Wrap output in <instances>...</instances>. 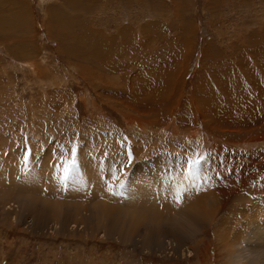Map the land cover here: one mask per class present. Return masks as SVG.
<instances>
[{
    "label": "rangeland",
    "instance_id": "obj_1",
    "mask_svg": "<svg viewBox=\"0 0 264 264\" xmlns=\"http://www.w3.org/2000/svg\"><path fill=\"white\" fill-rule=\"evenodd\" d=\"M240 244L264 252V0H0V264Z\"/></svg>",
    "mask_w": 264,
    "mask_h": 264
},
{
    "label": "clouds",
    "instance_id": "obj_2",
    "mask_svg": "<svg viewBox=\"0 0 264 264\" xmlns=\"http://www.w3.org/2000/svg\"><path fill=\"white\" fill-rule=\"evenodd\" d=\"M227 264H264V252H252L240 244L234 254L228 257Z\"/></svg>",
    "mask_w": 264,
    "mask_h": 264
},
{
    "label": "snow or ice",
    "instance_id": "obj_3",
    "mask_svg": "<svg viewBox=\"0 0 264 264\" xmlns=\"http://www.w3.org/2000/svg\"><path fill=\"white\" fill-rule=\"evenodd\" d=\"M76 164V161L74 160L71 165H69L67 168L64 169L65 173V179L67 178V174L72 170V167ZM123 187V185H121ZM183 193H179L177 195V200L182 202Z\"/></svg>",
    "mask_w": 264,
    "mask_h": 264
},
{
    "label": "bare ground",
    "instance_id": "obj_4",
    "mask_svg": "<svg viewBox=\"0 0 264 264\" xmlns=\"http://www.w3.org/2000/svg\"><path fill=\"white\" fill-rule=\"evenodd\" d=\"M91 47V46H90ZM89 48V47H88ZM254 222V221H253ZM254 224V223H253ZM263 232V231H262Z\"/></svg>",
    "mask_w": 264,
    "mask_h": 264
}]
</instances>
